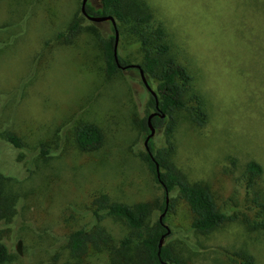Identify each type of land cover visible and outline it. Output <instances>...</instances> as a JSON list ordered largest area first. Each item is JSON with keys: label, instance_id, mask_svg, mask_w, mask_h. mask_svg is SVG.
<instances>
[{"label": "rangeland", "instance_id": "374dc122", "mask_svg": "<svg viewBox=\"0 0 264 264\" xmlns=\"http://www.w3.org/2000/svg\"><path fill=\"white\" fill-rule=\"evenodd\" d=\"M147 3L208 114L198 125L190 100L155 127V150L185 181L207 185L228 219L197 231L180 191L166 194L156 181L143 157L146 133L139 124L154 111L151 92L136 67L107 73L103 40L114 33L111 21L85 17L72 33L82 0H0V141L6 131L25 145L1 152L3 165L19 178L12 183L11 215L0 224L12 252L9 264H112L113 249L134 231L113 216L97 221L93 199L102 193L128 204L153 203L152 223L168 197L164 243L180 264H241L242 251L264 264V229L256 226L260 208L247 171L250 161L264 170V0ZM118 53L130 64L144 55L128 34H120ZM157 84L150 82L154 90ZM88 122L101 127L104 140L98 150L82 152L75 135ZM98 227L110 246L75 256L70 235Z\"/></svg>", "mask_w": 264, "mask_h": 264}, {"label": "trees", "instance_id": "16d2710c", "mask_svg": "<svg viewBox=\"0 0 264 264\" xmlns=\"http://www.w3.org/2000/svg\"><path fill=\"white\" fill-rule=\"evenodd\" d=\"M87 10L91 15H113L117 20L120 34H128L135 41L141 43L144 55L139 65L148 77L149 83L152 80L158 82L155 91L158 94L160 111L165 114L164 117L159 114L153 118L155 127L160 126V123L168 116H172L174 111L188 107L187 104L190 103V100L192 101L190 110L193 120L198 125H204L207 122L208 114L205 110L204 99L192 89L193 76L172 52L167 29L161 21L155 18L147 0H101L100 7H95L88 1ZM83 18L85 16L81 13V17L72 21L69 27L72 33L78 31ZM114 47L115 29L109 38L103 40L106 71L109 75L123 69L118 66L115 59ZM119 59L122 65L131 63L120 55ZM149 105L154 110L157 109L156 98L152 94ZM139 124L147 137L150 133L148 116L141 119ZM175 124L173 117L167 127L169 137L174 131ZM1 135L3 141H0V224L6 223L9 214L11 215L9 201L15 197L12 183L15 182V179H19L7 169L6 165H3L1 152L6 146L16 149H23L25 146L22 138L14 133L4 131ZM103 140V130L95 123H84L76 131L75 141L78 149L82 152L98 150L102 146ZM149 145L155 160L147 150L143 156L144 160L154 173L156 181L165 189L166 194L173 190H179L189 203L194 213L192 227L200 232H209L226 222L228 214L218 206L210 188L203 183L185 181L182 174L174 168L172 161L162 151L155 150L152 138ZM47 153H49L48 150H42L43 155L46 156ZM157 162L161 167L160 177L156 170ZM247 171L251 183L255 186V198L258 200L260 208L256 226L264 229V185L259 183L264 170L258 162L250 161L247 164ZM166 207H169L167 199L161 204L160 209L164 211ZM92 209L97 221H101L107 216H113L124 220L134 231L132 236L122 240L120 246L113 249L112 264H164L163 261L169 264H180L179 258L166 242L159 255L160 239L168 229L165 226L164 218L162 221L158 219L153 223L150 222V217L155 210L153 203L146 201L128 204L114 201L107 194L102 193L94 197ZM4 234L5 229L0 226V264H9L12 260V252L4 240ZM91 246L99 251L110 246V239H107L103 227L95 228L93 231L80 229L69 237V247L75 256L87 252ZM242 254L244 259L240 262L241 264H254L253 256L247 255L243 251Z\"/></svg>", "mask_w": 264, "mask_h": 264}, {"label": "water", "instance_id": "95a60500", "mask_svg": "<svg viewBox=\"0 0 264 264\" xmlns=\"http://www.w3.org/2000/svg\"><path fill=\"white\" fill-rule=\"evenodd\" d=\"M89 0H82V4H81V12L82 14L88 18L91 21L94 22H103V21H111L113 24V27L115 29V47H114V53H115V59L118 63V66H120L123 69H127V68H132V67H136L139 69L141 78L143 83L145 84V86L147 87V89L151 92V94L156 98V111L152 112L149 116H148V124H149V128H150V133L147 135L146 139H145V147L146 150L150 153V155L152 156V158L155 160L153 153L151 151L150 145H149V141L150 139L154 136L155 132H156V128L153 124V118L156 115L161 114L160 112V106H159V99H158V94L157 92L152 88V86L150 85L148 78L144 72V70L142 69L141 65L139 64H128V65H122L120 63V59H119V53H118V45H119V38H120V32L117 26V20L115 19V17L113 15H91L88 10H87V4H88ZM162 116H165V114H161ZM156 170H157V174L158 177H160L161 175V167L160 164L157 162L156 163ZM168 194V193H167ZM169 204V198L167 197V205ZM168 207H166V209L164 210L163 214L160 217V220H163L164 215L167 212ZM166 228L168 229L167 232L165 234L162 235L161 239H160V243H159V255L161 252V249L164 245V241L166 236L170 233V228L165 224ZM164 264H169L166 261H163Z\"/></svg>", "mask_w": 264, "mask_h": 264}, {"label": "flooded vegetation", "instance_id": "af4514ba", "mask_svg": "<svg viewBox=\"0 0 264 264\" xmlns=\"http://www.w3.org/2000/svg\"><path fill=\"white\" fill-rule=\"evenodd\" d=\"M154 111H156V110H154ZM154 111H153V112H154ZM151 113H152V112H151ZM160 113H161V112H160ZM161 114H162V113H161ZM161 116H162V115H161ZM162 117H164V116H162Z\"/></svg>", "mask_w": 264, "mask_h": 264}]
</instances>
